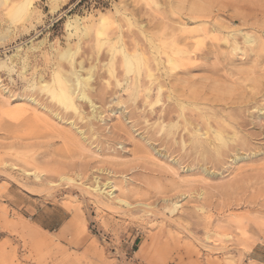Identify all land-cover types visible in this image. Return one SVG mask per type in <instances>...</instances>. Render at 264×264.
Segmentation results:
<instances>
[{
  "label": "rangeland",
  "instance_id": "1",
  "mask_svg": "<svg viewBox=\"0 0 264 264\" xmlns=\"http://www.w3.org/2000/svg\"><path fill=\"white\" fill-rule=\"evenodd\" d=\"M0 264H264V0H0Z\"/></svg>",
  "mask_w": 264,
  "mask_h": 264
},
{
  "label": "bare ground",
  "instance_id": "2",
  "mask_svg": "<svg viewBox=\"0 0 264 264\" xmlns=\"http://www.w3.org/2000/svg\"><path fill=\"white\" fill-rule=\"evenodd\" d=\"M27 3V2H26ZM26 3L25 4H22V5H19V6H17V7H14L13 8V10H11V12H12V14H13V17L14 18H19L20 17V15L22 16V15H25L26 13H27V11H28V5H26ZM27 4H30V3H27ZM14 5V4H13ZM10 6V5H9ZM30 7V6H29ZM30 15V14H29ZM28 16V15H27ZM104 17V16H103ZM102 19V18H101ZM78 20V19H77ZM69 23V22H68ZM101 23H102V21H101ZM69 26H71V25H69ZM83 28V27H82ZM84 28L86 29V27L84 26ZM83 28V29H84ZM90 29V28H89ZM176 29V28H175ZM84 31V30H83ZM85 32V34L87 33H89V30H88V32L87 31H84ZM223 37V36H222ZM171 38V37H170ZM223 39V38H222ZM248 39H249V37H248ZM251 40V39H250ZM247 41V40H246ZM250 43H251V41H250ZM248 44H249V42H248ZM143 49V48H142ZM141 49V50H142ZM146 49V48H145ZM148 50V49H147ZM132 51H133V49H132ZM131 51V52H132ZM143 51V50H142ZM141 51V52H142ZM59 52V51H58ZM66 52V51H65ZM134 52H136V49L134 50ZM133 53V52H132ZM131 53V54H132ZM143 53H144V51H143ZM63 54V53H62ZM135 54V53H134ZM137 54V53H136ZM142 54V53H141ZM146 54V53H145ZM66 55H67V53H66ZM71 55V54H70ZM70 55L68 56V57H70ZM133 55V54H132ZM192 55V54H191ZM61 56V55H60ZM133 56H135V55H133ZM145 57V56H144ZM167 57V56H166ZM125 58L129 61L130 59H129V57H127V56H125ZM140 58V57H139ZM65 59V58H64ZM146 59V58H145ZM165 59V58H164ZM133 60V59H132ZM132 60H130L129 61V63L130 62H132ZM171 60V57H169V61ZM138 62H140L141 60L140 59H138L137 60ZM146 61V60H145ZM168 61V63L170 64V62ZM127 63V62H126ZM147 63V62H146ZM139 65V63H137V65L136 64H131V68L132 67H136V66H138ZM138 68V67H137ZM149 68V67H148ZM57 72V71H56ZM151 72V71H150ZM56 74V73H55ZM54 74V75H55ZM61 74V73H60ZM153 75V74H152ZM61 76H63L62 74H61ZM75 76V75H74ZM64 77V76H63ZM63 77L61 78L60 77V79H59V81H58V84H57V87H55L54 89H52V90H50L52 87H50V86H44V88L45 89H47V90H50V91H48L49 93H52L53 95H52V98H54L55 100H57L58 102H60V103H62L63 105H65L67 108H70V109H74V110H76L77 109V105H76V101H75V97H74V93H73V91H72V88H71V86H70V84H69V80H67V79H63ZM78 77V76H77ZM82 77V76H81ZM84 77V76H83ZM92 77V76H91ZM91 77H89V78H83V79H81L80 80V83L78 84V85H80L81 84V86L82 85H89V83H90V81L92 80L91 79ZM150 77V76H149ZM66 78H68V77H66ZM78 79H79V77H78ZM56 80V79H55ZM58 80V79H57ZM67 80V81H66ZM73 80H74V78H73ZM76 80V79H75ZM70 82H72V80L70 81ZM49 82H47V84H48ZM75 82H73V84H74ZM137 83H138V81H137ZM52 84V83H51ZM76 84V83H75ZM139 84V83H138ZM178 84V83H177ZM42 85V84H41ZM77 85V86H78ZM163 85V84H162ZM160 86H161V84H160ZM164 86V85H163ZM163 86H161V87H163ZM83 87V86H82ZM173 87V86H172ZM73 88H74V86H73ZM80 89H82V88H80ZM144 89H147V88H144ZM162 89V88H161ZM76 90H78L77 88H76ZM85 90H87V89H85ZM81 91V90H80ZM144 91V90H143ZM146 91V90H145ZM148 93V92H147ZM151 93V92H150ZM80 94V93H79ZM82 98L83 99H88V96H87V94L85 93V91H83L82 93ZM173 97V96H172ZM77 98H78V96H77ZM148 98V97H147ZM170 98V97H169ZM53 99V100H54ZM158 99V98H157ZM186 99V98H185ZM79 100V99H78ZM81 100V99H80ZM168 100H170V99H168ZM164 101V100H163ZM147 102V101H146ZM91 104V103H90ZM169 104V103H168ZM179 104V103H178ZM180 104H181V102H180ZM78 107H79V105H78ZM180 108H182V106L180 105ZM166 109H167V107H166ZM178 109V108H177ZM81 110V109H80ZM180 110V109H179ZM182 110V109H181ZM184 110V109H183ZM213 110V109H212ZM222 110V109H221ZM77 112H78V109H77ZM182 112V111H181ZM225 112V111H224ZM167 113V112H166ZM180 114V113H179ZM217 114V113H216ZM225 114V113H224ZM229 115V114H228ZM227 116V115H226ZM162 118V117H161ZM188 119H190L191 120V118H188ZM223 119V118H222ZM189 121V120H188ZM192 121H194V120H192ZM164 125H166V124H164ZM163 125V126H164ZM239 125V124H238ZM162 126V125H161ZM206 127V126H205ZM208 127H209V125H208ZM212 127V126H211ZM218 127V126H217ZM163 128V127H162ZM178 128V127H177ZM213 128H215V127H213ZM167 129V128H166ZM197 129V128H196ZM195 129V130H196ZM207 129V128H206ZM161 130H163V129H161ZM201 130V129H200ZM205 130V129H204ZM207 130H209V129H207ZM211 130V129H210ZM235 130V129H234ZM178 131V130H177ZM225 131V130H224ZM206 133H208L209 134V132H207V131H205ZM174 133V132H173ZM172 133V134H173ZM190 133H192L191 131H190ZM189 133V134H190ZM197 133V132H196ZM246 133V132H245ZM210 134H211V131H210ZM214 135H215V138L218 140V142H219V144H220V146H219V148L218 149H220L221 147H226L228 144H227V140H226V137L224 136V132L221 130V128H217V129H215V131H214V133H213ZM230 134V133H229ZM226 135V134H225ZM241 135V134H240ZM207 136V135H206ZM205 136V137H206ZM172 137H173V135H172ZM175 137V136H174ZM208 138H212L211 137V135L210 136H207ZM206 137V138H207ZM232 137V136H231ZM189 138L191 139V137L189 136ZM244 139V138H243ZM189 140V139H188ZM195 140V139H194ZM213 140V139H212ZM217 140H216V142H217ZM245 140V139H244ZM229 141V140H228ZM209 142V141H208ZM185 143H187V142H185ZM202 144H204V146L206 145L205 143H202ZM198 146H200V145H198ZM203 146V145H202ZM196 147H197V145H196ZM208 147V146H207ZM203 149V147H201V150ZM210 149V148H209ZM215 149H217L216 148V146H215ZM224 151V150H223ZM218 152V151H217ZM220 152V151H219ZM216 153V152H215ZM217 154V153H216ZM25 171V170H24ZM23 171V172H24ZM26 172V171H25ZM28 172V171H27ZM35 174V173H34ZM64 180V179H63ZM65 181V180H64ZM98 187V186H97ZM91 188V187H90ZM95 188H96V186H95ZM106 192V191H105ZM123 200V199H122ZM116 201V200H115ZM126 202V201H125ZM120 203V202H119ZM123 204V203H122ZM124 204H126V203H124ZM140 204V203H139ZM129 206H131V205H129ZM134 207V206H133ZM136 207H137V205H136ZM141 207H143V206H141ZM130 208V207H129ZM139 208V207H138ZM147 209V208H146Z\"/></svg>",
  "mask_w": 264,
  "mask_h": 264
},
{
  "label": "crops",
  "instance_id": "3",
  "mask_svg": "<svg viewBox=\"0 0 264 264\" xmlns=\"http://www.w3.org/2000/svg\"><path fill=\"white\" fill-rule=\"evenodd\" d=\"M254 250L256 251L257 250V247L256 248H254ZM253 250V251H254ZM254 253V252H253ZM253 261H255V262H258V257H256V258H253Z\"/></svg>",
  "mask_w": 264,
  "mask_h": 264
}]
</instances>
